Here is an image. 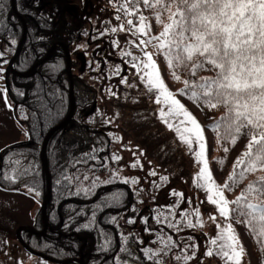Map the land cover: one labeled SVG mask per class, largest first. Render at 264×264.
<instances>
[{
	"label": "rangeland",
	"instance_id": "1",
	"mask_svg": "<svg viewBox=\"0 0 264 264\" xmlns=\"http://www.w3.org/2000/svg\"><path fill=\"white\" fill-rule=\"evenodd\" d=\"M150 2L155 5V0H150ZM107 4L110 6V11L103 12L99 18L98 15L93 17V33L98 39L91 40L89 34L78 41L79 46L86 47L89 39L97 42L98 48H95L93 52L92 47L89 46L83 55L80 54L81 65H76L75 71H84L85 77L97 91L95 110L88 113L83 121L89 127L99 128L107 133L108 147L106 152L103 148L97 156L88 157L86 164L77 163L76 169H72L67 174L70 199L75 196L73 200H83L94 191L96 186L122 182L123 179L131 181L135 178L138 181L137 184L128 183L132 191L131 205L118 215L115 212L116 215L112 220L120 242L125 236L132 235L133 240L142 250L147 249L156 254L152 256L145 251L150 256L151 264H185L183 259L177 260L176 258L191 257L193 251L196 256L188 260L187 264H195V262L197 264H225V259L218 254L217 246L212 245L211 240L217 237L221 227L226 228L229 223L245 249L242 264H261L264 260V253L260 251L261 243L259 249H255L252 236L249 234V227L238 222L244 217L230 213L228 219L221 218L216 206L208 202L205 191L195 186L199 167L202 166L198 164L195 156V152L200 150L199 145L193 139L192 150L189 151L188 145L180 140L175 130L178 126L183 127L180 121L184 120V117L169 119L168 123L173 125L169 128L168 123L160 119L159 111L161 107L166 109L167 106L157 105L155 96L148 92L145 82L140 79L146 71L143 64L147 62V57L144 55L147 52L152 55L165 85L180 100L185 110L201 125L206 144L205 159L208 161L213 179L218 185L223 186L233 171L234 162L246 150L249 137L242 135L238 137L235 144L229 140L220 144L219 133L215 128L221 113L220 107L211 108L202 100L192 99L188 91L183 93L180 91L185 88L184 81L195 83L199 81L195 78L209 74L210 70H197L196 75L193 76L185 75L181 68L168 66L165 53L158 50V41L152 39L153 36H159L163 25L169 22L167 11L162 12L160 18L157 19L158 9L144 6L143 0L136 3L134 7H125V0L93 1L97 9ZM141 17H144V20H141ZM132 19L134 23L127 24V21ZM113 28L118 30L113 32L111 31ZM138 28H143L145 31L137 32ZM0 39V67L3 69L0 72V77H2L0 78V89L3 90L0 91L1 166L8 145L25 140L27 135L23 126L24 108L21 104L10 100L5 89L6 72L15 75L9 70L8 60L17 46L10 55V45L14 40L5 35ZM141 40L151 42L143 44ZM56 42L58 41L53 42L55 43L53 48L56 45L61 47ZM104 43L109 47H104ZM53 48L45 60L50 57ZM74 49H77L76 46ZM119 52L125 53L129 58L123 57L120 60ZM133 64L136 65L135 68ZM91 74H95L96 78H93ZM174 75H178L180 79L177 81ZM122 78L127 83H121ZM129 83L133 86L128 87ZM224 148H228L229 151L225 152ZM113 155L121 159L113 160L111 159ZM221 159L225 161L222 165L217 162ZM137 161H139L137 166L131 167ZM150 171H155L156 175L150 176L148 174ZM237 171H239V166H237ZM263 174L264 171L259 170L247 173L244 179L239 180L237 184L225 191V197L230 202L235 200L246 190L254 177ZM161 176H167V181L160 180ZM0 177L15 179L16 176L12 171L9 173L1 171L0 167ZM6 187L8 186L0 185V264H61L28 252L19 243L15 234L19 225L33 226L40 218L41 227H33L42 228L40 204L45 189L36 195L38 191L33 189L30 192L27 187L21 186L17 187L18 189ZM70 206L72 207V204ZM229 207L234 208L235 205L230 204ZM196 210L200 212L201 224L199 225L195 224ZM213 215L217 218L215 221L209 219ZM185 217L193 220V227H187L188 219ZM129 219L134 222L129 224ZM23 231L27 230L20 229L19 233L22 234ZM56 232L63 231L59 229ZM77 235L80 241L84 240L82 236L86 241L85 235ZM39 249L50 254L48 256L56 254L45 247H39ZM209 249L213 250L211 257L205 255Z\"/></svg>",
	"mask_w": 264,
	"mask_h": 264
},
{
	"label": "trees",
	"instance_id": "2",
	"mask_svg": "<svg viewBox=\"0 0 264 264\" xmlns=\"http://www.w3.org/2000/svg\"><path fill=\"white\" fill-rule=\"evenodd\" d=\"M93 1L14 0L17 11L25 20L26 35L19 53L12 62L13 69L26 70L45 54L51 43L63 41L70 54L75 99L74 111L69 121L51 133L45 146V156L51 176V197L46 204V217L50 230L43 235L23 231L21 236L32 249L50 255L39 249L45 247L56 253L52 255L53 258L62 259L78 255L82 241L74 235L72 232L74 230L77 234L86 236L82 248L83 260L86 264H124V261H128V264H136V262L151 264L150 256L135 243L132 235L125 236L120 242L112 220L116 215L115 212L118 215L131 205L132 191L128 184L117 181L96 186L94 191L83 200H73L75 196L70 199L68 195L70 186L67 174L72 169H76L77 163L86 164L88 157L97 156L103 148L105 151L109 141L104 130L91 128L83 121L88 113L95 110L97 91L85 77L84 71H75L76 65H81L80 54L83 55L89 46L92 47L93 52L98 48L97 42L91 41L94 38L98 39L93 33V17L98 15L99 18L103 12L110 11L108 4L97 9ZM0 3L4 4V8L0 10V38L5 35L14 40L9 49L11 55L18 44L21 23L11 10L9 0H0ZM89 34L91 40L88 39V45L79 46L78 41ZM74 46L77 49H74ZM105 46L109 47L104 43ZM123 57L129 58L125 53L119 52V59L122 60ZM64 66L63 51L56 45L50 57L38 64L33 74L21 77L6 72V93L10 100L21 104L24 108L23 126L27 137L23 141L8 145L0 167L1 171L8 173L12 171L16 177L15 179L0 177L2 187L8 186L6 188L10 189H18L17 187L21 186L31 187L40 193L45 189V172L40 165L39 149L47 129L60 121L69 109L68 79ZM181 70L185 75L190 74L188 68ZM208 73L195 79L200 80L215 75L213 71ZM91 76L96 78L95 74ZM220 110L217 123L225 114L224 107H220ZM225 142L226 140L219 139L220 144ZM262 176L264 174L254 177L251 182ZM116 193L120 194L119 201L112 200L113 194ZM41 223L40 218L33 226L41 227ZM84 224H88L89 227H82ZM57 228L66 235L56 232L59 230ZM249 234L252 236L253 247L259 249L260 243L251 232ZM122 248L127 251H121Z\"/></svg>",
	"mask_w": 264,
	"mask_h": 264
},
{
	"label": "snow or ice",
	"instance_id": "3",
	"mask_svg": "<svg viewBox=\"0 0 264 264\" xmlns=\"http://www.w3.org/2000/svg\"><path fill=\"white\" fill-rule=\"evenodd\" d=\"M138 2L140 0H125V7H134ZM143 4L158 9L157 19L162 12H168L169 22L163 25L159 36L152 39L158 41V50L165 53L169 67L188 68L193 76L201 69L215 73L195 83L184 81L185 88L180 90L181 93L188 91L192 99L202 100L211 108H225L224 116L215 125L219 139L235 144L238 137H249L246 150L234 162L227 181L223 186L218 185L205 159L206 144L201 125L165 85L152 55L144 53L147 57V62L143 64L146 71L140 79L145 82L148 92L155 96V103L167 106L166 109H159L160 119L168 123L169 119L183 116L184 120L180 121L183 127H176V133L188 145L189 151L192 150L193 139L199 145L200 150L195 152V156L202 166L199 167L195 186L205 191L208 202L216 206L221 218L228 219L230 213L244 217L238 222L249 227L256 241L261 243V253H264V176L250 182L235 200L230 202L225 197V191L244 179L247 173L264 171V0H155V5L150 0H143ZM3 8L4 4L0 3V10ZM133 23V20L127 21V24ZM117 30L111 29L113 32ZM143 31V28L137 29V32ZM150 42L141 40L143 44ZM133 67L136 65L133 64ZM174 78L177 81L180 79L178 75H174ZM121 83L127 81L122 78ZM132 86L128 84V87ZM168 127L172 128L173 125L168 123ZM224 151L228 152L229 149L224 148ZM111 159L119 160L121 157L113 155ZM217 162L222 165L225 161L221 159ZM138 163L131 167L135 168ZM148 174L155 176L156 172L150 171ZM167 179V176L160 177L162 181ZM122 182L138 183L135 178L131 181L123 179ZM29 191H33V188L29 187ZM112 200L119 201L120 194H113ZM230 204L236 207L230 208ZM195 216V224H201L199 210L195 211ZM209 219L215 221L217 218L213 215ZM133 222L132 219L128 220L129 224ZM193 226V220L188 219L187 227ZM211 244L217 246V252L225 259V264H242L245 249L230 223L226 228L221 227ZM121 251L127 249L122 248ZM145 251L156 255L150 250ZM205 255L211 257L213 250H207ZM195 256L193 251L191 257L176 259H183L187 264ZM124 264H128V261H124ZM261 264H264V260Z\"/></svg>",
	"mask_w": 264,
	"mask_h": 264
},
{
	"label": "water",
	"instance_id": "4",
	"mask_svg": "<svg viewBox=\"0 0 264 264\" xmlns=\"http://www.w3.org/2000/svg\"><path fill=\"white\" fill-rule=\"evenodd\" d=\"M10 1V7H11V10L13 11V13L15 15L18 16L19 20H20V23H21V35H20V38L18 40V45L15 49V52L13 53V55L9 58L8 60V67H9V70L14 73L15 75H18V76H27V75H30L32 73H34L35 71V68L37 66L38 63L40 62H43L49 55L51 49L53 48L54 44L55 43H52L48 49L46 50L44 56L37 62L33 63L28 69L24 70V71H16L12 68V60L14 59V57L18 54L20 48H21V44L25 38V35H26V23H25V20L23 18V16L16 10L15 8V4H14V0H9ZM58 44L61 45L63 51H64V58H65V72H66V75H67V79H68V99H69V109L66 113V115L60 120L58 121L57 123H55L54 125H52L51 127H49L47 129V131L45 132L42 140H41V144H40V150H39V159H40V164H41V168L42 170L45 172V182H46V186H45V191L43 192V195H42V200H41V204H40V212H41V217L43 219V225H42V228L41 229H36L34 228L33 226L31 225H26V224H21L19 225L16 230H15V234H16V237H17V240L19 241V243L24 247V249H26L28 252L34 254V255H37L39 257H42L43 259H46L48 261H52V262H57V263H61V264H69V262H77L79 264H86L85 261L83 260V255H82V247L84 246L85 244V237L82 236L81 238H83L84 240L82 241V243L79 245V248H78V255L76 256H73V257H68V258H62V259H57V258H53L51 256H48L40 251H36L34 249H32L21 237L20 233H19V230L20 229H24V230H27L31 233H34V234H45V232L47 230H50V227H49V224H48V221H47V218H46V214H45V205H46V202L47 200L49 199L50 197V194H51V177H50V173L48 171V166H47V160H46V156H45V146H46V142L49 138V136L51 135V133L58 129L59 127L65 125L73 111H74V107H75V99H74V95H73V82H72V72H71V67H70V54H69V51H68V48L66 46L65 43L63 42H56ZM74 235L76 237H78V235L73 232ZM62 235H66L64 234L63 232H61ZM68 234H71V233H68Z\"/></svg>",
	"mask_w": 264,
	"mask_h": 264
}]
</instances>
